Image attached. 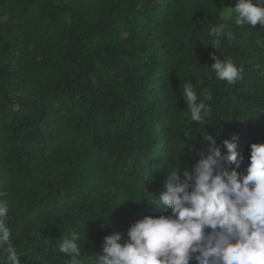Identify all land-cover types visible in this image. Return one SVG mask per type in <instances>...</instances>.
Returning a JSON list of instances; mask_svg holds the SVG:
<instances>
[{
    "label": "trees",
    "instance_id": "16d2710c",
    "mask_svg": "<svg viewBox=\"0 0 264 264\" xmlns=\"http://www.w3.org/2000/svg\"><path fill=\"white\" fill-rule=\"evenodd\" d=\"M226 7L0 0V200L20 264H65L56 244L74 232L83 264H95L105 236L123 244L135 221L169 215L162 169L192 174L207 134L222 154L237 137L239 168L227 167L245 172L250 145L264 143V28L222 19ZM220 23L232 39L208 35ZM212 55L243 79H216ZM186 82L211 96H200L206 125L190 122Z\"/></svg>",
    "mask_w": 264,
    "mask_h": 264
},
{
    "label": "clouds",
    "instance_id": "9594fccd",
    "mask_svg": "<svg viewBox=\"0 0 264 264\" xmlns=\"http://www.w3.org/2000/svg\"><path fill=\"white\" fill-rule=\"evenodd\" d=\"M226 8L228 15L235 14L237 26L259 23L264 28V0H237L234 7ZM208 35L217 40L233 38L223 23L212 26ZM212 59L210 68L216 79L229 85L243 79L242 69L230 59L216 55ZM182 93L190 122L206 125L211 106L200 96L206 100L211 96L198 94L190 82L184 84ZM237 139L223 141L227 151L222 154L216 138L207 134L192 174L184 171L183 179L179 162L163 167L166 192L160 201L170 214L135 221L123 244L118 233L105 236L103 254L94 259L95 264H189L191 260L197 264H264V143L250 145L249 163L240 173L227 167L239 168ZM146 200L152 202V196ZM8 214V203L0 200V252L5 254L0 264H20L22 255L7 226ZM83 240L74 232L56 244L57 251L68 258L65 264H83Z\"/></svg>",
    "mask_w": 264,
    "mask_h": 264
},
{
    "label": "rangeland",
    "instance_id": "374dc122",
    "mask_svg": "<svg viewBox=\"0 0 264 264\" xmlns=\"http://www.w3.org/2000/svg\"><path fill=\"white\" fill-rule=\"evenodd\" d=\"M63 2L65 3H70L72 0H62ZM227 3H228V7H233L234 6V1L235 0H226ZM228 9L224 10L222 13H221V18L224 19V20H227L230 18L231 15H228Z\"/></svg>",
    "mask_w": 264,
    "mask_h": 264
}]
</instances>
